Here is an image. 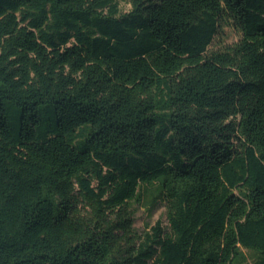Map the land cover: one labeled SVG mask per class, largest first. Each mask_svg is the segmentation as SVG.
I'll return each mask as SVG.
<instances>
[{
    "label": "trees",
    "instance_id": "obj_1",
    "mask_svg": "<svg viewBox=\"0 0 264 264\" xmlns=\"http://www.w3.org/2000/svg\"><path fill=\"white\" fill-rule=\"evenodd\" d=\"M0 264H264V0H0Z\"/></svg>",
    "mask_w": 264,
    "mask_h": 264
},
{
    "label": "rangeland",
    "instance_id": "obj_2",
    "mask_svg": "<svg viewBox=\"0 0 264 264\" xmlns=\"http://www.w3.org/2000/svg\"><path fill=\"white\" fill-rule=\"evenodd\" d=\"M130 8L128 4H121V9L123 11H127ZM223 38L226 41L235 40V35L230 31V29L225 28ZM161 219L163 225H167L166 218H165V207L163 204H158L152 212H148L143 207H138L137 212L135 214L134 220V227L139 231L142 232L143 230L147 229L146 225H154V223Z\"/></svg>",
    "mask_w": 264,
    "mask_h": 264
}]
</instances>
